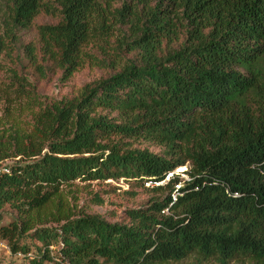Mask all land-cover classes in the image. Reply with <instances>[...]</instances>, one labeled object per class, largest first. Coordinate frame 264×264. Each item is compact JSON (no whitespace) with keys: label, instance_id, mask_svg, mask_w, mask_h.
<instances>
[{"label":"trees","instance_id":"obj_1","mask_svg":"<svg viewBox=\"0 0 264 264\" xmlns=\"http://www.w3.org/2000/svg\"><path fill=\"white\" fill-rule=\"evenodd\" d=\"M32 29L8 83L18 92L34 90L26 75L68 79L90 42L112 56L96 64L107 76L45 106L38 141L0 119V161L19 157L0 171V212L18 214L0 224L19 258L9 264H264V0H0V65L17 32ZM186 163L182 179L174 170ZM170 173L153 187L165 195L121 221L57 206L75 180L134 189ZM46 207L58 227L33 222Z\"/></svg>","mask_w":264,"mask_h":264},{"label":"rangeland","instance_id":"obj_2","mask_svg":"<svg viewBox=\"0 0 264 264\" xmlns=\"http://www.w3.org/2000/svg\"><path fill=\"white\" fill-rule=\"evenodd\" d=\"M52 21L50 18L39 17L36 22ZM34 29L30 31L21 30L17 32L15 41L9 42L1 57L0 65V119L5 121L7 125L13 124L20 131L29 135L34 141H38L39 137L36 133L35 124L39 118V114L53 101H59L63 98H71L79 94L81 88L92 81L101 77H105L110 73L109 68L97 66L98 59L101 58V52L105 55L108 53L112 56V49L98 50L90 42L85 46V57L82 65L68 78L61 79V73L54 75L48 79L37 81L33 76H27V79L33 86V92H18L13 86L8 84L11 80L12 69L16 67L18 61L22 60L21 44L31 39ZM117 35V31L113 30V34L109 37L112 43ZM109 42V43H110ZM112 45V44H110ZM129 56V55H128ZM126 54L121 57H113L124 62ZM98 113L106 115L111 122L120 123L121 117L115 112L107 109H98ZM1 120V121H2ZM114 137V136H112ZM126 142L134 148L147 149L153 153L162 155L164 147L143 139H126ZM46 143V142H45ZM19 157H10L0 161V171H5L6 166L17 161ZM174 170V174H179L182 179H187L186 171L190 164L186 163ZM169 174L168 176H170ZM168 181L161 182L163 186ZM156 183L147 182L145 188H132L124 180H107V181H82L75 180L69 184L61 186L59 197L57 198V206L61 211L85 212L90 214L102 215L108 222L121 221L125 217L126 209L137 207L147 200L155 197H162L167 193V189L155 191L153 189ZM97 197L102 202H97ZM46 211V212H45ZM49 209L46 207L39 213L40 218L33 219V222L40 227H58V224L52 221V217L47 214ZM18 216L15 211L9 207H5L0 212V224L5 225L13 217ZM40 222V224H38ZM27 242V239H24ZM19 258L11 254L9 247L0 242V264H9V261ZM172 264H203L196 260L194 256H190L180 262ZM204 264H218L214 260L207 261ZM228 264H256L253 260L245 258H236L230 260Z\"/></svg>","mask_w":264,"mask_h":264},{"label":"built area","instance_id":"obj_3","mask_svg":"<svg viewBox=\"0 0 264 264\" xmlns=\"http://www.w3.org/2000/svg\"><path fill=\"white\" fill-rule=\"evenodd\" d=\"M5 171H8L7 169H5ZM171 174V173H170ZM169 175V174H168ZM167 178H169V176H167ZM162 182V181H161ZM161 182H156V184H159V183H161ZM164 182V181H163ZM180 185L178 184V185H176V189L179 187ZM235 194H237V193H235ZM172 197H173V199L175 198V193L172 195Z\"/></svg>","mask_w":264,"mask_h":264},{"label":"bare ground","instance_id":"obj_4","mask_svg":"<svg viewBox=\"0 0 264 264\" xmlns=\"http://www.w3.org/2000/svg\"><path fill=\"white\" fill-rule=\"evenodd\" d=\"M180 170H182L183 168L182 167H179Z\"/></svg>","mask_w":264,"mask_h":264}]
</instances>
